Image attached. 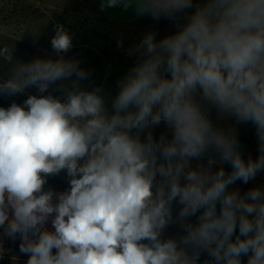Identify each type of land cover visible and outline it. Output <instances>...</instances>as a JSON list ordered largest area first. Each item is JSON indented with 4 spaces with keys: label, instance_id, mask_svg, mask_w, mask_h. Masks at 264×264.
Returning <instances> with one entry per match:
<instances>
[{
    "label": "clouds",
    "instance_id": "1",
    "mask_svg": "<svg viewBox=\"0 0 264 264\" xmlns=\"http://www.w3.org/2000/svg\"><path fill=\"white\" fill-rule=\"evenodd\" d=\"M99 7L174 31L125 50L135 61L115 95L84 83L61 24L54 57L0 48V97L26 95L0 107V259L18 240L25 264H264V186L232 187L264 173V0ZM241 124L255 129V158ZM61 174L67 188L46 187Z\"/></svg>",
    "mask_w": 264,
    "mask_h": 264
},
{
    "label": "rangeland",
    "instance_id": "2",
    "mask_svg": "<svg viewBox=\"0 0 264 264\" xmlns=\"http://www.w3.org/2000/svg\"><path fill=\"white\" fill-rule=\"evenodd\" d=\"M99 5V0H0V48L7 46L9 50L15 52L17 59L24 62L36 55L43 56L45 54L43 50H47V54L54 57L50 40L55 35L54 26L61 24L72 34L73 45L92 44L103 51L112 67H131L135 57H129L125 50L137 43L142 34L151 30L155 23L119 24L105 16ZM170 32L172 30L165 32L163 36ZM121 39L123 48H118L117 41ZM9 67L0 58V75L7 74ZM29 91L35 94L34 89ZM24 99L26 95L8 99L0 97V107H7L12 100L22 103ZM248 154L253 158L258 155L256 137L245 158ZM62 182L68 186L67 178L63 174L48 180V184L56 187H60ZM254 186H264V173L246 185L237 182L232 187L244 192ZM173 230L174 226L166 235L174 234ZM203 259L204 257H201V261ZM243 259L246 261L247 257Z\"/></svg>",
    "mask_w": 264,
    "mask_h": 264
},
{
    "label": "crops",
    "instance_id": "3",
    "mask_svg": "<svg viewBox=\"0 0 264 264\" xmlns=\"http://www.w3.org/2000/svg\"><path fill=\"white\" fill-rule=\"evenodd\" d=\"M99 2L101 3V0ZM103 13L112 21L124 25H151L156 22L147 16L133 17L130 13L123 12L119 9L107 10L103 11ZM68 56L79 59L81 61V67L91 71L89 80L84 82L87 86H102L109 95H115L118 91L116 81L130 68V66L112 67L103 51L89 43L73 45ZM243 127L244 124L238 126L237 131L239 135ZM163 130L164 125H161L155 130L154 135L158 138L160 132ZM174 228L175 230L173 232L175 233L176 227L174 226Z\"/></svg>",
    "mask_w": 264,
    "mask_h": 264
},
{
    "label": "trees",
    "instance_id": "4",
    "mask_svg": "<svg viewBox=\"0 0 264 264\" xmlns=\"http://www.w3.org/2000/svg\"><path fill=\"white\" fill-rule=\"evenodd\" d=\"M151 30L157 31L158 36L161 37L163 34L167 31H174V28L170 22H168L165 19H161L160 21H156L155 24L152 26ZM255 129L253 126L249 125H244L239 138L241 141V144L243 146V155L245 156L248 152L249 147L253 143L255 139ZM228 170L230 171V167L228 166ZM60 187H56L55 185H50V183L47 186H52L55 190L57 191H62L68 186L65 185V182L61 183ZM3 249H4V254L3 258L0 259V264H25V261L27 260V256L25 255H20L19 254V241H11V240H6L3 242Z\"/></svg>",
    "mask_w": 264,
    "mask_h": 264
}]
</instances>
